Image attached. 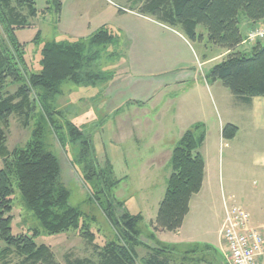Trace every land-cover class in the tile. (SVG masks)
Wrapping results in <instances>:
<instances>
[{"label":"rangeland","instance_id":"rangeland-1","mask_svg":"<svg viewBox=\"0 0 264 264\" xmlns=\"http://www.w3.org/2000/svg\"><path fill=\"white\" fill-rule=\"evenodd\" d=\"M50 3L51 0H36L39 14L32 19H29L26 8L19 10V13L28 17L30 21L28 28L17 31L28 67V76L41 72V51L47 44L61 40L70 41V38L65 37L60 31L63 29V26L60 27L63 17L65 18L64 23L68 22V24L76 20L74 18L76 12L79 13L80 19H85L86 13L89 12L88 21L100 20L102 22L109 13L117 14L118 19L123 20L129 17L127 16L128 11L120 12V10H133L140 14L139 10H142L144 5V2L138 0H63L64 12L62 11L57 20L53 10H48ZM141 16L145 18L143 14ZM108 19L109 21H106L109 24L108 27L117 32L120 22L113 18ZM96 21H94V26L100 23L95 25ZM263 25L259 23L252 25L246 32L242 28L244 39L235 51L246 50V55L249 56L250 47L258 42L247 43V36L255 28ZM174 30L181 32L187 38L191 50L193 49V53L195 52L198 58L202 59L205 54L211 55L212 48L207 41L204 43L195 41L189 38L182 29ZM197 32L204 36L207 35L204 27H199ZM38 34L40 36L37 38ZM2 38L5 36L0 25V41ZM120 39L119 46L105 48L102 51H100L101 48L86 44L85 55L87 57L92 59L99 51L101 55L98 61L87 65L82 79L86 81L88 76H95L100 72L112 73L113 77L105 81L108 83L106 85H109L113 79L116 80L114 83L124 81V84H128L125 91L119 92L120 94L114 92L112 99H109L107 96L111 95L103 86L105 84L91 88L67 82L61 86L62 94L57 96L52 103L56 112L51 115V121L45 115L40 95L32 93L30 111L13 114L8 128L4 129L5 147L10 152L25 148L31 142L33 133L38 131V137H41L45 150L55 154L60 162L61 177L58 187L64 186L70 191V206L83 214L82 225L84 224L86 230L94 234L95 241L92 244L83 239L80 230L73 229L57 235L48 234L33 212L28 210L15 186L11 214L13 234L28 235L37 245L48 247L53 254L54 264H70L76 259L88 260L91 264H101L106 247L113 244L124 245V242L129 243L130 248L133 247L135 239L130 241L123 230L124 222L121 218L125 213L132 216L139 214L143 216L144 220L137 225L136 231L140 236L134 245L138 260L142 263L150 249L158 246L157 240L152 237L154 235L152 222L156 220L160 203L167 190L169 175L172 173L171 166L168 171L165 167H159L152 162L157 154L154 138L164 133L162 135L163 146L167 149L174 148L194 121L201 118L199 120L202 121L198 124L203 127L196 133V136L197 138L203 136L208 143H212L218 136V126L223 118V109L217 92L223 91L232 95L221 82L215 86L210 82L212 94L207 93L206 95L207 109L203 114L194 115L191 114L193 106L189 100L192 82L187 81L186 83L169 84L163 89L155 86L158 90L152 92L148 100L143 99L142 101V98H139L135 100H139L141 104L131 103L133 101L130 100L134 98L132 90L139 83L153 82L156 85L157 80H167L168 76L157 77L158 74L152 73L147 64L139 61L137 52L130 56L127 47L128 40H125V36H121ZM218 49L222 47L218 46ZM209 68L206 67L205 71L207 72ZM127 71L132 72L133 77L129 73L128 76L134 78L133 82L125 77ZM20 88V84L9 80L3 95L5 98H13L16 104L21 99L18 96ZM233 99H235L234 96ZM114 107L119 110L111 109ZM72 127L82 133L83 140L88 142L90 147L85 148L82 141L71 137L70 128ZM213 154L212 175L214 186L220 196L218 197L221 200L224 194L226 200L230 196L237 198V193H232L229 185L232 169L226 149L222 146ZM108 167L111 172L106 171ZM1 168H3V159L0 156ZM255 169L256 164L253 161L242 162L235 168L236 174L247 177L245 182L248 191H253L257 185L252 176ZM98 175L107 180L109 185L106 189L99 188ZM88 176L93 177V180L86 179ZM100 182L104 183L102 179ZM108 203L114 211L111 220L107 215ZM166 235L170 236L169 233ZM0 248L7 249L0 264H42L28 262L16 248H7L1 239ZM186 248L192 249L191 247ZM175 262L177 264H228L219 251L210 254L203 249L195 253L183 254L180 258L173 259V263Z\"/></svg>","mask_w":264,"mask_h":264},{"label":"trees","instance_id":"trees-1","mask_svg":"<svg viewBox=\"0 0 264 264\" xmlns=\"http://www.w3.org/2000/svg\"><path fill=\"white\" fill-rule=\"evenodd\" d=\"M138 1L144 2L142 10H139L140 14L170 28H180L192 40L203 42L206 39L208 43L230 51L226 60L216 65L207 76L209 82L220 81L245 104H250L256 97H264V41H258L249 56L235 52L244 39L240 28L241 21L247 20L253 26L264 22V0ZM24 8L28 10L29 19L36 18L39 14L36 0H0V25L5 36L0 41V156L3 159V168L0 169V239L7 248H16L28 262L54 264L53 254L48 247L37 245L28 235L13 234L11 214L15 186L28 210L33 212L48 234L80 230L83 239L89 244L95 241L94 234L82 225L83 214L70 206V191L64 186L58 187L61 177L60 162L55 154L45 150L38 131L33 133L31 142L25 148L10 152L5 147L4 129L8 128L13 114L30 111L32 93L40 95L45 115L51 121V115L56 112L52 103L62 94L63 84L68 82L86 87L106 84L105 81L113 77L112 73L100 72L83 81V71L87 65L100 59V51L119 46L120 41L104 27L87 41L49 43L41 51V72L28 76L22 44L17 36L18 30L26 29L30 25L28 17L19 13ZM48 10H53L59 20L63 11V0H51ZM199 27L206 29V36L197 32ZM39 36L40 34L37 38ZM86 44L101 50L91 59L85 55ZM9 80L21 85L18 93L21 99L16 104L13 98H5L3 95ZM202 127L199 124L191 127L173 150L172 173L154 224V232H176L181 229L190 212L193 196L199 194L203 188L205 162L200 147L205 137L196 136ZM70 129L72 138L82 141L85 148L90 147L77 128ZM237 133V127L227 125L223 129V138L232 140ZM106 171L111 172L110 167ZM86 179L91 181L93 177L88 176ZM100 179L104 181L103 184ZM98 182L99 188L106 189L109 185L100 175ZM107 215L110 220L114 216L109 203ZM121 220L124 222V233L130 241L135 239L136 242L140 236L136 229L143 221L142 215L132 216L125 213ZM135 242L131 248L126 242L124 245L113 244L106 247L101 264H139L134 249ZM6 252L7 249L0 248V261ZM172 252L167 248H152L140 264H177L173 263L175 258L172 257ZM70 264L91 263L76 259Z\"/></svg>","mask_w":264,"mask_h":264},{"label":"crops","instance_id":"crops-1","mask_svg":"<svg viewBox=\"0 0 264 264\" xmlns=\"http://www.w3.org/2000/svg\"><path fill=\"white\" fill-rule=\"evenodd\" d=\"M124 11H128L127 16L129 17H126V19L120 20L117 17L119 15L109 13L102 22L94 20L96 21L95 25L100 22L97 26H94V21H88L89 12L86 13L85 19H80L79 13L76 12V16L74 17L76 20L69 24L68 22L64 23L65 18L63 17L60 21V27L63 26V29H60V31L65 37H69L70 41L61 40L54 42L87 41L104 27L109 29L112 34L115 33L114 35L119 38L120 42L121 36H125V40H128L127 47L130 51V56H133L137 52L139 61L147 64L152 73L158 74L157 77L168 76L167 80H157L156 85L153 82L139 83L132 90L134 98L130 100L133 101L131 103L139 104L140 101L135 100L139 98H142V101H144L143 99L148 100L151 93L158 90V88L163 89L169 84L173 85L191 81V93L188 92L191 94L189 100L193 106L191 114H203L207 109L205 102L206 95L207 93L212 94L207 76L216 65L226 60L230 51L224 48L218 49V46L209 43L212 48L211 55L205 54L202 59L198 58L196 53H193V49L191 50L189 41L181 32L175 31L173 28L159 23L150 17L145 16L143 18L142 14L136 11L120 10V12ZM123 17L125 16L123 15ZM107 18H113L115 21L120 22L119 26H117V32L108 27L109 24L106 21H109V19L107 20ZM260 24L263 25L264 22ZM240 25L241 32H243V29L246 32L253 24L243 19ZM206 41L204 40L203 43ZM253 47H250L251 52ZM235 52L247 54L246 50ZM216 62L217 64H213ZM206 67H210L207 72L205 71ZM131 71H127L125 77L133 82L134 78H132ZM128 73L132 77L128 76ZM148 73L150 74V72ZM114 82L116 80L113 79L109 82V85H106L108 83L103 85L111 95L110 97L109 95L107 96L109 99H112L111 97L114 96V92L121 93L125 91L126 85H128L124 84V81L122 83L120 81ZM218 82L220 81L212 82L213 86L219 84ZM155 86L158 88L156 89ZM217 94L223 109V118H221V122L219 123L216 139L212 143H208V140L205 138L200 147V153L205 162V177L201 192L193 196L190 203V212L182 228L178 231L169 232L160 230L154 232L156 220L152 222L154 232L152 237L157 240L159 246L156 248L171 249L175 259L180 258L183 254H189V252L195 253L199 249H203L210 254L219 251L225 258L224 245L220 239V230L225 216V202L236 204L243 208L250 215L253 227H264V97H256L250 104H245L232 93V95H228L226 92L218 91ZM233 96L235 99H233ZM111 109L118 108L114 107ZM199 119L201 118H197L191 127L201 123L200 121L202 120ZM227 125L238 128V133L232 140L223 138V129ZM163 134L160 133L154 138L153 142L156 145L157 154L153 157L152 162L170 171L169 168L175 147L167 149L163 146ZM222 146L226 149L232 169L230 173V189L232 193H237V198L230 196L228 200L224 198V194L220 200L212 175L214 169L213 153ZM248 161H253L256 164V169L252 176H254L257 185L253 191L247 190L245 182L247 177L235 173L237 165ZM166 233H169L170 236H167ZM186 247H191L192 249L189 250ZM260 264H264V256L260 258Z\"/></svg>","mask_w":264,"mask_h":264},{"label":"built area","instance_id":"built-area-1","mask_svg":"<svg viewBox=\"0 0 264 264\" xmlns=\"http://www.w3.org/2000/svg\"><path fill=\"white\" fill-rule=\"evenodd\" d=\"M264 41V25L251 31L247 43ZM220 230L224 256L228 264H260L264 256V227H253L250 215L240 206L225 202Z\"/></svg>","mask_w":264,"mask_h":264}]
</instances>
